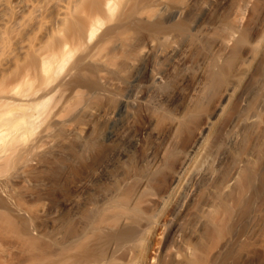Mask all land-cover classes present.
<instances>
[{
  "label": "bare ground",
  "instance_id": "obj_1",
  "mask_svg": "<svg viewBox=\"0 0 264 264\" xmlns=\"http://www.w3.org/2000/svg\"><path fill=\"white\" fill-rule=\"evenodd\" d=\"M189 2L186 9L182 0H0L1 42L5 29L17 27L25 16L32 19V29L52 36L44 45L15 37L12 49L23 52L26 62L0 84V264H167L152 255L167 213L160 250L179 260L175 240L184 232L182 217L197 202L202 183L210 186L209 203L204 214L197 205L191 211H197L195 223L204 237L190 235L195 243L183 244L182 260L172 264H207L214 258L221 237L218 232L214 244L210 236L226 227V216L235 212L228 195L245 196L259 171V158L244 152L252 139L247 130L242 135L236 129L254 127L259 134L254 141L261 145L264 66L255 71L253 66L264 54V0ZM10 50L12 62L16 57ZM212 93L217 94L213 107L204 113L203 103ZM57 94L60 99L55 96L59 100L51 104ZM99 97L107 99L106 107L93 104ZM79 112L86 113L87 122L73 120ZM96 121L101 124L98 137L112 147L110 157L91 180L74 183L69 202L60 206V213L65 209L67 214L53 226L54 247L45 252L46 234L31 217L43 207L24 206L18 185L26 181L27 167L40 164L44 147L65 143L56 134L59 127L83 137L96 132ZM222 139L233 146L235 157L219 173L216 168V176L208 163ZM111 169L118 171L111 186L92 194L90 182H110ZM152 181L159 190L148 196ZM208 237L213 247L204 245ZM206 245L210 249H203Z\"/></svg>",
  "mask_w": 264,
  "mask_h": 264
},
{
  "label": "rangeland",
  "instance_id": "obj_2",
  "mask_svg": "<svg viewBox=\"0 0 264 264\" xmlns=\"http://www.w3.org/2000/svg\"><path fill=\"white\" fill-rule=\"evenodd\" d=\"M186 1L187 0H185V1L182 0V2L185 3L186 9H188L187 5H188L189 0L187 2ZM190 1L192 3L191 2H189V3L193 4V6H194L195 0L194 1L190 0ZM11 17H13V15H11ZM49 18H50V16L48 14L46 20H48ZM31 23H32V19L30 17L25 16L23 19L19 20V24L17 27H15V28L8 27L7 29H5V38L2 40V42L0 41V75L4 74L0 78V80H1L0 84L3 81L4 76L6 77V78H4L5 82L7 80L9 81V79L11 80L14 77V75L16 74V72H18L19 68L23 67L25 62H26L24 60V55H23L24 53L23 52L13 51V49H14V38L15 37H26L29 39V41L31 40L30 41L31 45H41V43H42V45H44L49 40H51L52 36H50L51 35L50 33L47 34L41 28H39V29L33 28L32 29ZM42 31L46 35L42 34ZM43 36L44 37L47 36L46 37L47 39L45 40V38ZM9 50H10L11 54H13V57H16L15 60L12 62H10L11 60H9L7 58V53ZM202 52H203V49L200 50V53H202ZM20 53L22 55H20ZM262 56H263V58H262ZM13 62H15V64H13L14 67L12 65ZM255 63H256V65H255L256 67L253 66V69L254 68L257 69L260 66H264V54H261V56L258 57V59L256 60ZM15 65H16V67H15ZM254 71H255V69H254ZM211 95H212V97H210ZM211 95H209L208 97L211 98L213 101L211 99L209 101V98H208L206 100V103L205 102L203 103V112L204 113H209L213 107V103L215 101L214 99H216L217 94L212 93ZM55 96L57 98H59L58 94L54 95L53 98ZM99 98L102 100V102ZM99 98H98L99 100L94 99L96 102L94 103V100H93L92 101L93 104H96L97 106L103 107V108L106 107L108 104L107 99H104L101 97H99ZM255 98L256 97H254L253 99H255ZM59 99H56V98H54L53 100L50 99L51 102L50 101L49 102L52 104L53 103L52 101L55 100L58 102ZM103 100H106V102ZM55 101H54V103H55ZM72 105L73 104L71 103L70 106H72ZM67 110L68 109L64 110L63 113L64 114L68 113ZM261 110H263V108ZM263 111H262V114H264ZM78 114H76L75 118H73L74 121L79 122V123L80 122L81 123L87 122L88 117H87V115H85L86 113L84 114L83 112L82 113L79 112ZM262 114L260 111V115H262ZM262 117H264V116L262 115ZM146 125H147V123H146ZM244 126L240 125V127H238V129H236V130H237V132L241 133L242 135L244 134L245 130L248 131V132L245 131V133H247V135L249 134V140L251 138L253 141L252 140L248 141V143H250V144H248L246 146L244 152L249 153L250 151H252L255 155L254 159H256V160H257V158H259V160L261 159L260 160L261 163L259 160H257L260 164L256 161L257 166L259 165L258 166L259 171H257L258 173L256 174V177H255L254 182L252 184L253 186H250L246 190L247 192L248 191L249 192L243 194V195L246 194L245 196H243L241 198L240 194H238V193L236 195H234L235 194L234 192H236V191L230 192L231 196L228 195V197H229L228 202H230V201L232 202V205L231 204H229V205H231V207L233 206V210L235 212L233 210H231V208H230L231 213L233 214V212H234L233 217L231 216V218H230V215H228V216H226V218H228V219L225 220L228 223H230V226H228L229 224L227 222H225V223H227L226 227L223 224L222 225L224 227L221 226L222 228H226V229H222V231L226 230V233H225V231H223V233H222V231H220L221 227H219V229L216 230L217 233L215 232L217 234V236H216V234H214V236H216V237L213 236L214 238L212 236H210V238L212 240L215 239L214 242L212 240L210 241L209 237L207 238L208 240L204 238V241L206 240L204 242V245L206 244V242L208 243L207 245H210V242H213L214 244H215V242H219V241L221 242V243L219 242V244H221V245L216 243L215 244L216 246H214V247L212 245H210L214 248L213 251H214L216 256L214 255L213 256L214 258L211 257V259L208 260L207 264H209V263L210 264H264V145H262V144H264V142H262V141H264L263 140L264 136L262 137V134H261V136H258V138H259L258 141L261 140V145H260L259 142L254 141L255 136L259 135V134L256 135V133L254 132L255 128L251 127L250 125H247L245 127ZM94 127H95L94 131H96L95 133L90 131L88 134H86L83 137L82 136L79 137L78 135H73V134L70 135V134L66 133L64 127L63 128L59 127L60 129L59 128L57 129L58 133L56 132V134H58L57 136L59 138H62V139L64 138L63 140H65L64 141L65 143L62 145L58 144V145L54 146L53 148L44 147V150L38 156V161H40L38 163H40V164L39 165H37V164L33 165L32 164L29 166V168L27 167L26 168L27 179L24 182V184L18 185L17 193H18V196H20L21 198L24 199V206L27 205V206L33 207L35 209H37L39 206L43 207L42 212H37L34 209L35 211L32 213L31 217H32V221H33L32 224L35 226L41 225L42 228L40 230L46 234V237H47L46 240L47 241H45V242H47V243H43L41 245V247L43 248V250L45 252L46 251L49 252L50 251L49 249L54 247V236H52V233L54 234L53 226L58 225L57 224L59 222L58 219H60L59 216L67 214V213H65L66 212L65 209L63 211V214L60 213L61 212L60 206H63V205L65 206L69 202V201L68 202H65V201L67 199L70 200V198L73 194V190H74L73 188L76 185L74 183L81 181V179L85 180V181L91 180L92 175H93L94 171L96 170V168L101 164V162L107 160L110 157V153H111V149H112L111 145L103 142L102 139L99 138L97 135V132L101 128L100 122L96 121ZM94 127H93V129H94ZM248 127L251 129H247ZM158 128H160V127H158ZM252 132L254 133V135L252 134ZM92 133H94V134H92ZM90 134L92 136L94 135L95 137L94 136L92 137ZM31 136L29 138H33L35 135L33 134ZM97 137H98V139H97ZM261 137L263 139H261ZM152 141H153L152 138L148 139L149 144ZM218 143H220V144H218ZM218 143L217 144H218V146L220 145V147H217V144H216V146L213 148L214 151L212 150V152L213 153L216 152V154L212 153L208 164L211 166V167L209 166L210 170L214 169L213 171H215L217 168L216 171L219 173V171L223 170L222 167H225V168L229 167L233 163L235 156H234V154L231 155L233 153V146L228 145L223 139ZM221 143H224V144H221ZM253 143H254V145L259 143V145L258 146L256 145L257 147L256 146L254 147ZM226 146H227V148H226ZM228 150H230V151L228 152ZM253 150H255V151H253ZM224 151H226V152L224 153ZM259 151H260V155H259ZM217 152H218V154H217ZM25 155H26V152H24V154L21 155L20 160L23 157H25ZM215 155L216 156L221 155L219 157L217 156V158L220 161H218V159H217V161H215L216 160ZM226 155H228V156H226ZM231 156H234V157H232V159H230ZM259 156H261V158ZM221 157H223V160H221ZM227 157H229V158H227ZM211 158H213L215 160H212ZM213 161H215V163ZM228 162H231V163L228 164ZM212 165H214V166L216 165V166L212 167ZM128 169H129L128 165H124L122 170H124L125 172H128ZM217 172L215 173L216 176L218 175ZM116 173L118 174L117 169H111L109 171L107 177H111L113 180V181L110 180V182H108V179L102 180L101 181L102 183L100 181H99V183H98V181H93L94 183L91 181L90 184L91 183L92 184L90 186H91V189H93V191L91 190V192H93L92 194H96V191L99 192V191L105 190L106 187L107 188L109 187V183L111 186V182H114V180L117 178ZM88 177H89V179H88ZM156 181L154 182V184L152 181L149 185L151 187L147 186V187H149L148 189L146 187V190H147L146 194H148L150 192L148 196L156 194L157 189L159 190V187H158L159 185L157 186L158 188H156V184H158ZM159 181H160V179H158V182ZM213 182L214 181H212L210 183V185ZM205 184L207 185V183H205ZM206 185H204V183H202L200 187L203 188L204 186L206 187ZM103 186H104V188H103ZM208 186L209 185H207L206 190H205L207 193L204 191L205 187L203 188V190H201V188L199 187L200 191L199 190L198 191L201 192V195L199 194L200 197H199V195H197L198 197H196V199H195V200H197V202H199L198 203L199 205L197 204V202L194 201V203L192 205L190 204L192 206L191 210H193L194 205H195L194 207H196V205H197V207L199 208L197 211H200V213L202 212L203 214L205 213V211H203V210L207 207L206 202L209 201V199H207V198H209L211 196V193L209 192V189H208L210 186L209 187ZM250 188H252V189H250ZM207 189H208V191H207ZM146 190L144 191V197L146 196L145 195ZM94 191H95V193H94ZM153 191H154V193H153ZM203 192H205V193L203 194ZM208 193H209V195H208L209 197L207 196ZM232 194L234 195V197L232 196ZM237 195H239L241 199L244 198L245 200L243 199L244 200L243 201L240 198H237ZM199 198H201V199H199ZM204 198H206V200H204ZM235 198L240 199L241 203L238 200V204L239 203L240 204L239 205L236 204V207L234 208V203H237V201H236L237 199H235ZM63 203H65V204H63ZM199 206L202 208H200ZM185 207L187 210L190 209L188 202L186 203ZM191 210L188 211L189 213L187 214V216L185 215V216H183L184 218L182 217L183 223L182 222L181 223L183 225L182 226L183 228H181V230H183L185 232V233L182 232V233H184L183 234L184 238H183L182 233L180 232L179 234L181 236H179V237H180L181 241L180 240H179L180 242L178 241L179 238L177 236L176 237L177 239L175 240L176 245H174V247H173V249H174L176 246V249L173 251V253L176 252L177 254H180V255H178L179 260H175L174 257L171 258L170 256H167V258H166V256L163 255L162 250H160L162 248V244L164 241L162 239H164V236L166 234V228H164V227H166L168 224V221H170V215L168 213H167L168 215L166 214L165 217L162 218V220H161V223H160L161 226L158 230L159 235L157 234V238H156L158 240L157 241L154 240L155 241L154 243L155 244L157 243V244L156 245L154 244V248H156V249L155 250L153 249V250L156 252H154L152 254L153 256L154 255H156V257L159 256L158 257L159 259L164 258L162 260L167 261L166 262L167 264H172V263L181 261L184 254H185L184 245L187 246L186 242L188 243V246H191L196 241L195 236L199 235L200 237H204L203 233L198 232V230H201L200 232H202V227L199 226L200 227L199 228L198 225L195 223V213L197 211L194 210V213H193V211H191ZM188 215L191 217H189ZM185 219H187V220L184 221ZM192 219H194V221H192ZM193 222L197 226V228H199V229H194L195 225H193ZM228 227H229V230H227ZM190 228L192 229V232L194 229V232H193L194 234H192L188 230ZM186 229L189 231L188 235H186L187 234L186 232H188V231H185ZM196 230H197V232H195ZM218 232L220 234L219 238L221 237L220 239H218L219 241L216 240V238L218 237ZM221 234H222V236H221ZM223 234H224V236H223ZM190 235H192V236L195 235L194 240H192L193 237ZM182 238L185 239V241L182 240ZM191 240H192V242H191ZM176 242H178L180 244H181V242H185V243H182L181 244L182 246L180 247L179 244L177 245ZM52 245H53V247H52ZM207 245H206V248H204L205 246H203V249H208L210 247ZM217 245L219 246V248ZM179 247H180V249H179ZM212 247H211V249H212ZM217 248H218V250L216 251ZM183 250H184V253H183ZM160 251H161V253H160ZM119 256H122V255L120 254ZM119 256H117V258H119ZM214 259H217V260L215 261ZM214 261H215V263H214Z\"/></svg>",
  "mask_w": 264,
  "mask_h": 264
}]
</instances>
